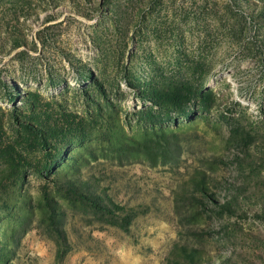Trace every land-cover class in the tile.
Instances as JSON below:
<instances>
[{
  "label": "rangeland",
  "instance_id": "374dc122",
  "mask_svg": "<svg viewBox=\"0 0 264 264\" xmlns=\"http://www.w3.org/2000/svg\"><path fill=\"white\" fill-rule=\"evenodd\" d=\"M0 264H264V0H0Z\"/></svg>",
  "mask_w": 264,
  "mask_h": 264
}]
</instances>
